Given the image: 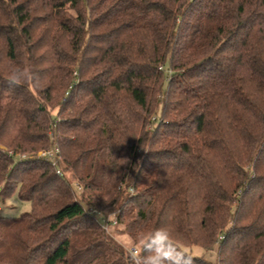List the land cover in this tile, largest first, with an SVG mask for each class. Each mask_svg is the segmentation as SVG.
<instances>
[{"label": "trees", "instance_id": "obj_1", "mask_svg": "<svg viewBox=\"0 0 264 264\" xmlns=\"http://www.w3.org/2000/svg\"><path fill=\"white\" fill-rule=\"evenodd\" d=\"M15 192L0 264H132L161 228L184 264H264V0H0Z\"/></svg>", "mask_w": 264, "mask_h": 264}, {"label": "clouds", "instance_id": "obj_2", "mask_svg": "<svg viewBox=\"0 0 264 264\" xmlns=\"http://www.w3.org/2000/svg\"><path fill=\"white\" fill-rule=\"evenodd\" d=\"M10 83H19V79L13 76ZM161 245L172 246L174 251L171 255H165L161 251ZM145 251L148 254L144 257H133L132 264H184L185 260L190 259L184 255L177 259L176 253L179 252V249H175V246L171 245L169 233L163 228L150 235L145 245Z\"/></svg>", "mask_w": 264, "mask_h": 264}, {"label": "rangeland", "instance_id": "obj_3", "mask_svg": "<svg viewBox=\"0 0 264 264\" xmlns=\"http://www.w3.org/2000/svg\"><path fill=\"white\" fill-rule=\"evenodd\" d=\"M50 150H53L51 148ZM39 154V153H38ZM37 154V157L40 158ZM21 155L20 159H27L29 156ZM31 211V205L27 201H23L19 198L18 192H15L10 198L2 201L0 198V216L8 219H15L21 217L24 213ZM110 218V217H109ZM108 232H112L108 229ZM119 240H123L122 238ZM187 251L191 252L194 256L204 257L208 260H214L216 257L215 252L204 250L200 247L187 248Z\"/></svg>", "mask_w": 264, "mask_h": 264}, {"label": "built area", "instance_id": "obj_4", "mask_svg": "<svg viewBox=\"0 0 264 264\" xmlns=\"http://www.w3.org/2000/svg\"><path fill=\"white\" fill-rule=\"evenodd\" d=\"M38 156L48 162H51L53 164H56V162L60 159V154H59V149H53V150H48V151H41L39 152ZM25 157V156H23ZM97 216H100V213L94 212ZM116 224L115 221H112L110 218H103L102 219V225L105 230L109 229L111 225ZM131 255L133 257H137L139 254L138 249L133 248L130 250Z\"/></svg>", "mask_w": 264, "mask_h": 264}]
</instances>
